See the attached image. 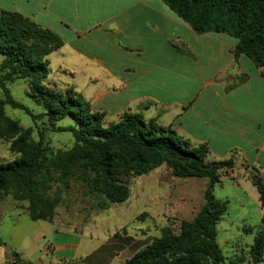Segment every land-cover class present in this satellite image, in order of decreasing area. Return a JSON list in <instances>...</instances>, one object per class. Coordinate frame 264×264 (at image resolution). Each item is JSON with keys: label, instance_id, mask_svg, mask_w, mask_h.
<instances>
[{"label": "crops", "instance_id": "0c3cea01", "mask_svg": "<svg viewBox=\"0 0 264 264\" xmlns=\"http://www.w3.org/2000/svg\"><path fill=\"white\" fill-rule=\"evenodd\" d=\"M33 1L36 8L13 13L53 19L63 47L49 56L50 66L52 56H59L60 84L73 86L93 112L105 115L106 125L118 123L126 113H141L146 121L171 128L191 148L207 146V162L235 161L226 177L240 191L218 193L223 177L214 196L232 198L239 213L235 220L228 212L222 217L217 241L226 263L244 255L243 264H253L249 253L258 232L264 234V210L249 167L264 178V68L246 55L235 56L237 39L195 32L162 0L26 3ZM189 205L194 211L198 207ZM56 225L32 220L16 204L5 219L1 202L5 245H0V264H123L144 248L140 240L95 237L89 230L78 233ZM225 246L232 249L231 256L225 255Z\"/></svg>", "mask_w": 264, "mask_h": 264}, {"label": "trees", "instance_id": "16d2710c", "mask_svg": "<svg viewBox=\"0 0 264 264\" xmlns=\"http://www.w3.org/2000/svg\"><path fill=\"white\" fill-rule=\"evenodd\" d=\"M179 18L199 34L222 33L237 39L235 56L246 55L258 68L264 67V0H162ZM63 47L62 39L19 13L0 12V137L20 134V146L13 148L24 157L0 164V206L11 182H15L14 199H28L30 217L34 221L52 222L59 198L51 200L38 191L35 174L41 168L44 153L43 138L37 144L25 146L29 130H24L4 114V108H23L7 88L18 80L30 81L32 98L46 108L45 116L52 126L71 119L73 124L56 131L69 132L76 145L62 155L60 182L67 188L76 174L95 172L93 183L96 208L108 210L130 197L129 187L121 177L147 175L163 164L173 169L179 178H207L205 205L192 221H182L179 234L165 228L159 238L137 252L123 264H243L244 255L228 260L220 248L218 224L228 212V202L214 196L221 183V173L233 171L235 161L207 162L209 149L200 145L191 148L169 127L154 120L146 121L141 113H126L107 127L103 114L93 112L89 102L75 91L55 84H46L51 74L49 56ZM251 179L259 193L264 210V178L256 170ZM48 176V175H46ZM41 185H44L41 183ZM45 187V186H44ZM25 193V194H24ZM264 225V217L262 220ZM0 245L5 244L0 239ZM22 263L19 254L11 252ZM253 264H260L264 255V234L258 232L250 250Z\"/></svg>", "mask_w": 264, "mask_h": 264}, {"label": "rangeland", "instance_id": "374dc122", "mask_svg": "<svg viewBox=\"0 0 264 264\" xmlns=\"http://www.w3.org/2000/svg\"><path fill=\"white\" fill-rule=\"evenodd\" d=\"M27 6L36 8L34 1L29 5L26 0H0V12H14L16 10L24 13ZM31 20L55 34V24L51 17L48 18L44 15H37L36 17L32 14ZM4 57L0 53V64ZM52 57V73L45 80V83L55 84L58 88L66 90L70 86L60 84L57 76L59 56L54 54ZM7 88L13 99L23 108H13L7 105L4 108V114L18 122L24 130H29L25 146L37 144L40 137L43 138L42 166L35 174L34 179L38 182L40 193H44L51 200L59 198L52 219V222H57L58 229H76L78 233L89 230L95 237L104 235L116 240H140L142 247L145 248L155 238L161 237L165 228L179 234L182 221H192L202 210L205 205L204 197L209 180L207 178L176 177L173 169L167 164H163L141 177L135 175L121 177L122 182L130 189L129 199L123 203L111 205L108 210L97 209L95 185L93 184L97 178L95 172L78 173L70 177L67 188L60 182V172L57 165H61L62 155L73 149L76 142L71 133L56 131V128L68 127L73 124L72 120L67 118L56 123L55 127L52 126L48 117L44 115L46 108L37 104L32 98L33 92L28 80H18L8 84ZM3 98L5 95L0 88V99ZM104 117L105 115H103L104 126L111 125L104 123L106 122ZM19 138L20 134L13 137H0V164L14 162L24 157L22 153L13 148V146H20V143L16 145ZM260 162H264V156ZM249 169L250 173H255L254 169L250 167ZM228 175L221 173V177H224L223 185L217 186L218 193L225 196L227 193L240 191V188L234 185V180L226 177ZM16 184L11 182L4 194L2 214L5 219H8L12 214L14 204L20 211L29 213L28 208L31 205L28 199L19 201L14 199ZM227 202L228 215L230 214V218L235 220L239 213L236 202L232 198ZM191 203L198 206L195 211L189 205ZM182 204L187 205V208H183ZM254 208L255 205L253 204L249 206L251 211ZM224 252L226 256L232 255V249L229 246L224 247Z\"/></svg>", "mask_w": 264, "mask_h": 264}, {"label": "water", "instance_id": "95a60500", "mask_svg": "<svg viewBox=\"0 0 264 264\" xmlns=\"http://www.w3.org/2000/svg\"><path fill=\"white\" fill-rule=\"evenodd\" d=\"M8 250H11V248H8Z\"/></svg>", "mask_w": 264, "mask_h": 264}]
</instances>
